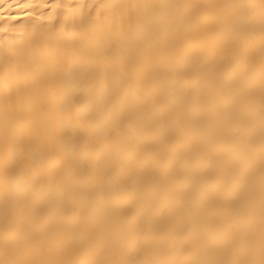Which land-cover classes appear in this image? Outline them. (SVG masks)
<instances>
[{
	"label": "bare ground",
	"instance_id": "1",
	"mask_svg": "<svg viewBox=\"0 0 264 264\" xmlns=\"http://www.w3.org/2000/svg\"><path fill=\"white\" fill-rule=\"evenodd\" d=\"M0 264H264V0H0Z\"/></svg>",
	"mask_w": 264,
	"mask_h": 264
}]
</instances>
